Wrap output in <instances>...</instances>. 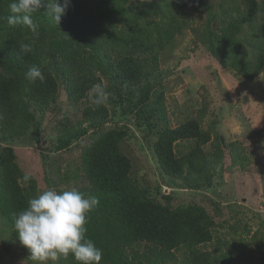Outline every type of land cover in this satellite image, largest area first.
Wrapping results in <instances>:
<instances>
[{"label":"trees","instance_id":"1","mask_svg":"<svg viewBox=\"0 0 264 264\" xmlns=\"http://www.w3.org/2000/svg\"><path fill=\"white\" fill-rule=\"evenodd\" d=\"M132 1L134 8L126 5ZM242 1L245 13L229 16L226 22L221 15L219 21L226 25L218 23L219 32H215L211 23L215 18L212 5H206L205 0H71L59 25L46 6L36 11L33 14L38 24L36 35L25 25H9L8 17L14 15L9 8L12 0H0V143L23 135L34 117L32 107L44 109L54 104L60 85L65 86L68 99L77 102L101 75L113 81L114 89L124 84L130 89L139 88V108L135 113L140 118L148 114V119L154 121L155 110H162L156 104L161 99L154 96L149 100L148 84L143 83L149 82L154 71L157 52L171 40L174 31L186 25L181 13L190 16L192 9L193 15L205 21L200 40L203 42L205 37L209 52L220 56L224 67L229 65L247 77L257 74L264 69V21L257 23L261 26L257 31L254 21L258 0ZM243 25L251 30L247 37L253 47L251 56L240 60L241 49L235 37L240 36ZM21 45H28L31 50L21 52ZM32 66L41 69L45 76L43 83L39 80L29 83L25 79ZM108 116L103 104L85 106L80 120L77 123L69 120L53 143L60 150L80 138H91L81 146L82 185L78 190L85 197L98 200L87 214L86 237L102 250L100 264H165L178 248H184L185 254L175 264H214L218 257L198 248L212 239L213 218L195 202L174 208L162 204L133 181L131 160L120 147L126 132L106 128ZM208 127L204 130L197 119H191L159 130L153 152L166 176L184 180L191 189L201 187L200 181H209L202 150V145L214 134L212 124ZM181 140L193 141L187 152L176 151ZM215 155L220 156L218 149ZM26 175L29 179L24 185ZM75 175L65 178L71 181ZM35 196L34 180L18 165L14 148L1 146L0 214L11 228L9 240L13 243L19 242L14 214L26 208L28 200ZM132 244L137 247L134 249ZM223 257L227 261L228 255L224 253ZM57 264L78 262L70 255ZM256 264H264L263 256Z\"/></svg>","mask_w":264,"mask_h":264},{"label":"rangeland","instance_id":"2","mask_svg":"<svg viewBox=\"0 0 264 264\" xmlns=\"http://www.w3.org/2000/svg\"><path fill=\"white\" fill-rule=\"evenodd\" d=\"M205 2L212 5L215 32H219L218 23L226 25L220 23L221 15L226 22L229 16L245 13L242 0ZM258 4L254 23L260 31L257 23L264 21V0H258ZM126 5L134 8V1ZM192 10L187 17L186 12L181 13L186 25L174 31L171 40L157 52L154 71L149 82L143 83L148 84L145 87L149 100L154 96L161 99L156 102L162 109L155 110L156 119L151 122L148 114L140 118L135 113L139 108V88L130 89L124 84L114 89L113 81L101 75L96 85L103 86L109 94L103 103L109 111L105 127L126 132L120 147L131 160L130 176L151 198L172 208L195 202L213 218V237L198 248L217 256L214 264H256L261 256L264 258V69L247 77L229 65L224 67L220 56L209 52L205 37L203 42L200 40L205 21L193 15ZM241 31L235 40L241 49L238 57L244 60L248 54L251 56L253 45L248 41V26L243 25ZM92 88L80 101L72 102L65 86L60 85L54 104L44 109L32 107L34 117L23 135L0 143V147L14 148L16 161L32 176L37 195L48 188L59 192L82 185L81 146L90 136L60 150L53 143L69 120L77 123L83 108L96 104ZM191 119H197L204 130L212 124L214 132L210 141L202 145L210 179L200 181L198 189L188 188L184 180L166 176L153 152V143L162 127L173 128ZM192 144V140H181L176 151L187 152ZM217 149L219 157L215 155ZM74 175V180L65 178ZM26 182L24 179L23 184ZM10 231L0 214V264H36L26 247L9 240ZM136 244H132L134 249ZM224 253L228 255L227 261ZM184 254V248L175 249L174 256L165 264L180 262Z\"/></svg>","mask_w":264,"mask_h":264},{"label":"clouds","instance_id":"3","mask_svg":"<svg viewBox=\"0 0 264 264\" xmlns=\"http://www.w3.org/2000/svg\"><path fill=\"white\" fill-rule=\"evenodd\" d=\"M151 2V0H144ZM71 0H12L9 5L14 15L8 17L9 25L22 24L33 34L38 35V24L33 14L46 6L57 25L70 7ZM21 52L31 49L28 45L20 46ZM29 83L45 76L37 66L30 67L25 73ZM94 102L101 105L107 101L109 94L104 87L97 84L92 88ZM29 177L26 175L25 180ZM98 204L95 197H85L77 188L57 191L48 188L28 200V206L14 214V228L19 242L26 247L31 259L36 264H55L58 260H67L71 255L78 264H100L102 250L86 237L87 214Z\"/></svg>","mask_w":264,"mask_h":264}]
</instances>
